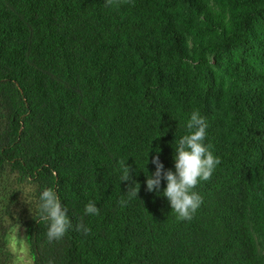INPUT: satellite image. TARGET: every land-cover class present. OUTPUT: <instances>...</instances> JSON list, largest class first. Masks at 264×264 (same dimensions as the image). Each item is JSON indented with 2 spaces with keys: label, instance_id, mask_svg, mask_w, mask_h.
Here are the masks:
<instances>
[{
  "label": "trees",
  "instance_id": "trees-1",
  "mask_svg": "<svg viewBox=\"0 0 264 264\" xmlns=\"http://www.w3.org/2000/svg\"><path fill=\"white\" fill-rule=\"evenodd\" d=\"M193 110L220 163L178 221L145 174L157 155L174 171ZM44 187L71 222L58 241ZM16 226L31 264H264V0H0V264Z\"/></svg>",
  "mask_w": 264,
  "mask_h": 264
},
{
  "label": "clouds",
  "instance_id": "clouds-1",
  "mask_svg": "<svg viewBox=\"0 0 264 264\" xmlns=\"http://www.w3.org/2000/svg\"><path fill=\"white\" fill-rule=\"evenodd\" d=\"M185 134L175 141L174 171L165 170L163 164L159 161L158 155L153 157L152 164L155 171L148 173L145 165L148 163V154L143 168L146 180V190L155 191L168 200L171 213L178 221H189L196 213L202 203V198L197 191V185L203 181L209 180L219 165V157L212 152L210 145L205 143L208 124L203 115L197 110H193L185 122ZM159 149H157V152ZM119 163L120 182L132 180L134 171L127 165L126 160ZM166 182V186L161 192V181ZM133 186L128 187L124 196L128 199L137 197L139 184L132 181ZM138 185V187H137ZM27 191L31 194L35 191L29 187ZM121 206L126 203L120 201ZM35 210L39 219L47 224L46 237L49 242L62 239L69 228L71 222L62 206V202L51 187H44L38 191L35 196ZM99 208L96 203L89 201L84 207V213L88 216L99 215ZM78 231L87 233L89 228L83 224H77Z\"/></svg>",
  "mask_w": 264,
  "mask_h": 264
},
{
  "label": "rangeland",
  "instance_id": "rangeland-1",
  "mask_svg": "<svg viewBox=\"0 0 264 264\" xmlns=\"http://www.w3.org/2000/svg\"><path fill=\"white\" fill-rule=\"evenodd\" d=\"M28 188V187H27ZM27 188L24 191H27ZM28 193V192H27ZM9 251L15 256V264H31L26 231L21 226L11 228L8 238Z\"/></svg>",
  "mask_w": 264,
  "mask_h": 264
}]
</instances>
